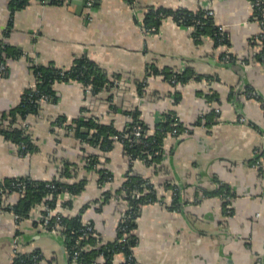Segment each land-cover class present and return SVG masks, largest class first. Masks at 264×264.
Wrapping results in <instances>:
<instances>
[{
	"label": "crops",
	"instance_id": "0c3cea01",
	"mask_svg": "<svg viewBox=\"0 0 264 264\" xmlns=\"http://www.w3.org/2000/svg\"><path fill=\"white\" fill-rule=\"evenodd\" d=\"M148 9H211L214 24L225 32L224 42L210 30L195 33L172 17L149 31L144 24ZM260 33L264 24L252 0H94L92 7L84 0H27L15 11L9 0H0V42L16 50L6 60L7 74L0 75V114L6 117L3 125H25L31 142L21 154L18 144L0 133V180H82L78 192L58 194L52 215L83 211L82 221L93 223L101 239L110 241L127 203L106 199L103 192L114 195L127 176L141 177L156 189V197L137 212L133 264H264ZM227 54L231 61L224 62ZM80 57L107 75L110 91L92 93L76 80L56 82L54 97L42 102L39 112L12 123L9 111L34 83L31 58L67 68ZM175 74L186 79L177 80ZM109 92L113 97L107 101ZM127 104L138 108L140 122L149 128L167 113L186 128L164 137L157 164L132 160L114 138L94 144L93 130L75 128L86 119L115 130L128 127ZM91 157L94 166L88 163ZM98 168L111 173L110 182L99 181ZM65 169L71 175H64ZM174 186L178 207L172 204ZM16 199L12 193L5 200ZM44 205L35 203L19 226L12 212L0 210V264H12L15 250H38L37 264H69L63 236L42 224ZM126 259L115 254L112 262Z\"/></svg>",
	"mask_w": 264,
	"mask_h": 264
},
{
	"label": "trees",
	"instance_id": "16d2710c",
	"mask_svg": "<svg viewBox=\"0 0 264 264\" xmlns=\"http://www.w3.org/2000/svg\"><path fill=\"white\" fill-rule=\"evenodd\" d=\"M48 3H63L68 0H45ZM133 1V0H130ZM27 0H9V5L12 11L21 9L25 6ZM202 12L201 10L195 13L188 11H170L165 9H148L146 16L144 18L145 28L149 26H155L159 24V21L166 17L175 18L177 21H181L182 24L188 25L193 28L195 33H204L206 30H210L211 35L222 43L225 39H219L215 35V31L218 26L213 22V18L208 17L204 24H194L190 21L193 17H196ZM255 12V10H254ZM256 13V17L259 19V16ZM161 14V15H160ZM184 18L185 20H183ZM262 45L264 40H260ZM259 53L258 56L261 59L264 57V47L258 43ZM16 50L13 49L9 44L0 42V61L6 63L8 57L13 56ZM31 65V71L34 76V82L36 91L33 88L27 87L22 93L21 99L18 105L11 109L9 112L11 115L10 119L13 120L12 123L16 121L17 118L26 119L27 116L31 113H37L40 110L41 104L38 100L41 96L47 95L48 98L46 101H49L54 97V88L53 85L56 82H68L71 80H76L82 84V86L88 89V84H90V91L92 93H99L102 90L110 91L111 81L107 75L100 69H98L92 62L87 60L85 57H80L75 60V62L67 68L63 67H51L43 66L39 63H33L32 60L29 61ZM7 65V64H6ZM64 70L63 72H61ZM8 72V67H7ZM7 73L0 72V75H6ZM177 80H185L186 76L184 74L179 75L175 74ZM138 91L141 93L142 89L139 86ZM107 101L113 97V93L109 92L106 95ZM127 108L124 109V113L128 116L129 125L124 127L121 130H115L111 124L104 125L100 122H94L91 120H85L77 122L78 126H75L77 131L79 130V125H85L90 130H93L94 134L92 136V141L94 144H107L112 142L114 134H121L124 136V140L120 141L123 145L124 151L128 154L132 160H135L136 157L146 156L145 153H142L143 150H148L151 153L153 149L162 150L163 139L165 136L171 134L173 129V122L175 121L169 113H167L164 121L158 122L157 125H154L152 128H149L147 125H144L140 122L138 108L127 104ZM5 115L0 114V133L7 138L11 139L19 146V151L21 154H25L29 151L31 142L30 135L27 131L25 125L14 124L13 127L8 123L3 125ZM178 123V122H177ZM134 125H140L142 128V135L139 139L133 140L132 128ZM177 133L182 134L186 131V128L178 123ZM24 145V148H22ZM161 154H152L150 162L157 164L160 160ZM93 156V155H91ZM260 156L253 158L254 162L258 160ZM93 159L88 162L90 166H94ZM97 173L99 175V181L102 180L110 182L112 175L108 170L98 168ZM63 174L66 176L71 175V172L67 169L63 170ZM22 180L24 182V192L19 194L17 188H14L13 183ZM147 180L137 176H127L125 178L122 186L113 193L104 191L103 194L106 199L110 197H115L117 200H122L124 204L127 203V208L120 221L118 222V227L116 231V236L113 240L104 241L101 239L100 234L93 227V223L88 222L93 229L88 232L83 238H79V234L82 232L83 227L82 221V212H78L73 216H60L61 228L58 229V232L63 235L64 247L69 256V264L73 263V254L75 251H78L76 257V264H113V258L115 254H123L126 258L131 255V248L135 244V236L133 230L135 228V219L139 207L137 206L138 202L148 203L156 197V189L146 184ZM83 181L79 182H65L59 181L56 179H33L30 177H14L9 179L0 180V202H5L4 199L8 197L9 190H13L11 193L17 194V199L13 202L11 209L13 212L19 214L21 217L20 220L27 217L31 207L35 203H43L50 207L55 205L57 196L59 193L69 192L76 193L83 188ZM143 184H145L143 186ZM169 185L166 184V187ZM172 187V186H171ZM9 189V190H8ZM138 189L141 192L139 198L133 196V190ZM174 191L176 192V197L172 200V204L178 207L179 204V195L178 190L174 186ZM223 189L221 190V192ZM228 190H226V193ZM8 204V201L5 202ZM4 203V204H5ZM1 210L10 211L9 206L2 208ZM45 213V211H43ZM19 220V221H20ZM123 239L121 240V238ZM41 253L38 250L30 252H16L12 264H37L41 257L34 259V254ZM75 264V263H73ZM126 264V260L124 262Z\"/></svg>",
	"mask_w": 264,
	"mask_h": 264
},
{
	"label": "built area",
	"instance_id": "2783aa9c",
	"mask_svg": "<svg viewBox=\"0 0 264 264\" xmlns=\"http://www.w3.org/2000/svg\"><path fill=\"white\" fill-rule=\"evenodd\" d=\"M93 3H94V0H85V4L89 7H92L93 6ZM252 6H253V9L255 10V12H257V15L259 16V19H260V22L261 24H264V2L263 0H252ZM213 14L212 10L211 9H206V10H203L202 12H200V14L196 17H193L190 21H192V23L194 24H199V25H202L204 24L205 20L208 18V17H211ZM161 15V14H160ZM183 20H185L184 18H182ZM147 30L149 31H156L157 30V27L155 26H149V27H146ZM215 35L218 36L219 39H222L224 38V30L221 26H218L217 30L215 31ZM257 38L259 40H264V35L263 33H260L258 34ZM264 47V43L262 45ZM32 62L33 63H37L36 60L34 58H31ZM223 61L224 62H229L231 61V58L230 56L227 54L223 57ZM64 70H62L61 72H63ZM0 72L2 73H7V65L5 62L3 61H0ZM30 88H33L35 91L37 90L36 87H35V82L33 84H31L30 86H28ZM88 89L90 90V84H88ZM48 96L47 95H43L40 97V99L38 100L40 103L42 102H45L47 100ZM1 124V122H0ZM177 125L178 123L176 121L173 122L172 126H173V129H172V133L176 134L178 131H177ZM132 134H133V140H137L141 137L142 135V128L140 125H134L133 128H132ZM113 138L116 140V141H123L124 140V136L121 135V134H114L113 135ZM22 148H24V145H22ZM142 153H145L146 156H141V157H136L137 159H141L147 163H149L150 161V158L152 156V154H161L162 153V150H157V149H153V152L151 153L150 151L148 150H143ZM152 163V162H150ZM254 165H259V160H256L254 162ZM14 185V188H17V192L20 194H22L24 192V182H22V180H18L16 182L13 183ZM9 190V189H8ZM10 192L8 193L10 196L12 193L13 190H9ZM133 196L135 198H139L141 196L140 192L138 189H134L133 190ZM5 200V199H4ZM6 202V200H5ZM5 202H0V210L4 207H7L9 206V209H10V212H12L13 216H14V219H15V222L17 224V226H19V220H20V216L19 214L13 212V210L11 209L12 207V204L13 203H10L8 202V204H6ZM5 203V204H4ZM144 203L143 202H138L137 206L140 208L141 206H143ZM45 213H43L41 215V221H42V224L45 228L49 229V230H58L60 229L62 226L60 224V215H52V208L48 205H44V209ZM93 229V227L88 224V222H84L83 223V227L81 229V233L79 234V238H83L88 232H90L91 230ZM63 236V235H62ZM123 239V237L121 238V240ZM16 252H20L19 250H15ZM78 255V251H75L74 254H73V259L76 260V257ZM41 257L39 254H34L33 255V258L36 259V258H39ZM126 264H133V260H132V255L128 256V258L126 259Z\"/></svg>",
	"mask_w": 264,
	"mask_h": 264
},
{
	"label": "water",
	"instance_id": "95a60500",
	"mask_svg": "<svg viewBox=\"0 0 264 264\" xmlns=\"http://www.w3.org/2000/svg\"><path fill=\"white\" fill-rule=\"evenodd\" d=\"M84 2H85V0H84Z\"/></svg>",
	"mask_w": 264,
	"mask_h": 264
}]
</instances>
